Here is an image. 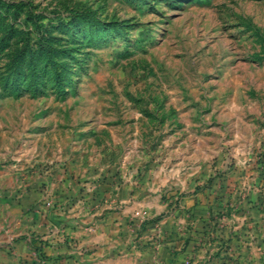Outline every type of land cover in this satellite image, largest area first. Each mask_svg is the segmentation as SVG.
<instances>
[{"label": "rangeland", "instance_id": "374dc122", "mask_svg": "<svg viewBox=\"0 0 264 264\" xmlns=\"http://www.w3.org/2000/svg\"><path fill=\"white\" fill-rule=\"evenodd\" d=\"M263 145L264 0H0V247L65 175L149 209Z\"/></svg>", "mask_w": 264, "mask_h": 264}, {"label": "crops", "instance_id": "0c3cea01", "mask_svg": "<svg viewBox=\"0 0 264 264\" xmlns=\"http://www.w3.org/2000/svg\"><path fill=\"white\" fill-rule=\"evenodd\" d=\"M248 155L149 209L128 186L94 195L65 175L30 217L33 234L0 247V264H264V145Z\"/></svg>", "mask_w": 264, "mask_h": 264}, {"label": "built area", "instance_id": "2783aa9c", "mask_svg": "<svg viewBox=\"0 0 264 264\" xmlns=\"http://www.w3.org/2000/svg\"><path fill=\"white\" fill-rule=\"evenodd\" d=\"M39 264H47V261L44 258L39 257Z\"/></svg>", "mask_w": 264, "mask_h": 264}, {"label": "trees", "instance_id": "16d2710c", "mask_svg": "<svg viewBox=\"0 0 264 264\" xmlns=\"http://www.w3.org/2000/svg\"><path fill=\"white\" fill-rule=\"evenodd\" d=\"M49 63H50V65L49 66H53V65H55V62H53V60H52V58H50L49 57ZM33 65V64H32ZM33 70H34V68H33ZM32 70V71H33ZM32 75V74H31ZM32 77V76H31Z\"/></svg>", "mask_w": 264, "mask_h": 264}]
</instances>
